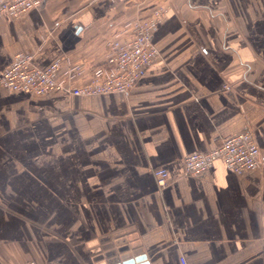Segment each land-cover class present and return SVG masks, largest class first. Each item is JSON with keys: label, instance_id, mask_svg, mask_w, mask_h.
I'll use <instances>...</instances> for the list:
<instances>
[{"label": "crops", "instance_id": "0c3cea01", "mask_svg": "<svg viewBox=\"0 0 264 264\" xmlns=\"http://www.w3.org/2000/svg\"><path fill=\"white\" fill-rule=\"evenodd\" d=\"M36 1L0 18V73L17 51L100 63L155 7L158 55L126 96L0 85V264H264V170H182L244 128L264 160V0Z\"/></svg>", "mask_w": 264, "mask_h": 264}, {"label": "built area", "instance_id": "2783aa9c", "mask_svg": "<svg viewBox=\"0 0 264 264\" xmlns=\"http://www.w3.org/2000/svg\"><path fill=\"white\" fill-rule=\"evenodd\" d=\"M37 4L36 0H0V18L21 15ZM162 12V8L155 7L145 17L123 22L106 42L105 59L93 65L72 60L65 54L45 67H38L32 63V54L17 51L3 67L0 85L7 91L37 96L52 92L75 96L117 92L126 96L158 55L152 35ZM86 72L89 73L88 79L78 83ZM216 159H221L235 173L254 168L264 170V160L249 128L221 137L212 149L186 154L182 159L183 174H197ZM152 171L157 187H163L168 180L166 169L156 167ZM180 262L185 264L183 258H180ZM21 264L36 262L32 258Z\"/></svg>", "mask_w": 264, "mask_h": 264}, {"label": "water", "instance_id": "95a60500", "mask_svg": "<svg viewBox=\"0 0 264 264\" xmlns=\"http://www.w3.org/2000/svg\"><path fill=\"white\" fill-rule=\"evenodd\" d=\"M115 264H149L144 254H138L132 257L125 258Z\"/></svg>", "mask_w": 264, "mask_h": 264}, {"label": "rangeland", "instance_id": "374dc122", "mask_svg": "<svg viewBox=\"0 0 264 264\" xmlns=\"http://www.w3.org/2000/svg\"><path fill=\"white\" fill-rule=\"evenodd\" d=\"M127 256H123L122 253H118L117 256H116V260L117 261H121L122 259L126 258Z\"/></svg>", "mask_w": 264, "mask_h": 264}]
</instances>
